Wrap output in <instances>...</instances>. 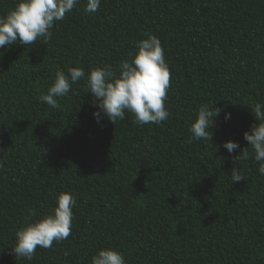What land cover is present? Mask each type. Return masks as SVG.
I'll return each mask as SVG.
<instances>
[{
  "label": "trees",
  "instance_id": "trees-1",
  "mask_svg": "<svg viewBox=\"0 0 264 264\" xmlns=\"http://www.w3.org/2000/svg\"><path fill=\"white\" fill-rule=\"evenodd\" d=\"M17 2L0 0V15ZM85 3L47 42L0 48V264H90L108 248L126 264H264V175L250 148L234 160L250 146V107L264 105V0H101L92 15ZM146 32L170 70L160 125L127 112L97 123L84 78L59 108L38 100L58 68L116 70ZM202 104L221 109L212 140L189 142ZM233 168L245 180L233 183ZM60 192L76 199L71 235L16 259L27 210L49 214Z\"/></svg>",
  "mask_w": 264,
  "mask_h": 264
},
{
  "label": "clouds",
  "instance_id": "clouds-1",
  "mask_svg": "<svg viewBox=\"0 0 264 264\" xmlns=\"http://www.w3.org/2000/svg\"><path fill=\"white\" fill-rule=\"evenodd\" d=\"M81 0H18L15 7L5 15H0V48L12 45L25 47L38 39H51L56 22L62 21L66 13H71ZM101 0H86L85 13L92 15L100 7ZM146 39L135 43L136 52L129 60L121 61L118 69L111 65L91 68L86 75L81 67H68L67 74L57 69L55 78L46 93L38 100L50 108H59L58 98H63L72 90V85L85 79L88 94L95 99L98 109L93 113L97 123L105 117L113 125L125 119V113L132 115L133 123L160 125L171 113L165 106L170 86V70L165 60V50L155 35L144 33ZM255 123L243 138L250 145L234 157L236 163L250 158L259 164L258 172L264 175V105L256 103L250 107ZM221 109L202 104L197 109L195 120L190 124L192 141L212 140L215 118ZM225 121L231 113L224 114ZM210 130V131H209ZM222 147L229 154L240 148L233 141L223 142ZM233 183L245 180L239 168L231 170ZM75 197L68 192L55 196V207L49 214L37 217L35 209L27 210L26 226L15 233V244L11 247L16 259L32 260L37 248L49 249L54 242L66 240L71 235ZM90 264H126L124 255L114 249H100L93 255Z\"/></svg>",
  "mask_w": 264,
  "mask_h": 264
}]
</instances>
